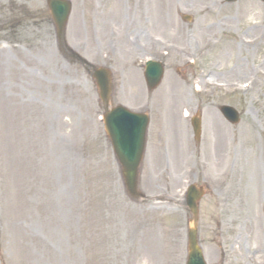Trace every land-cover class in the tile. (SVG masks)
Masks as SVG:
<instances>
[{
	"label": "rangeland",
	"instance_id": "rangeland-1",
	"mask_svg": "<svg viewBox=\"0 0 264 264\" xmlns=\"http://www.w3.org/2000/svg\"><path fill=\"white\" fill-rule=\"evenodd\" d=\"M70 1L67 40L84 45L77 51L90 63L111 69L112 102L136 111L146 109V101L151 105V162L143 164L139 185L145 199L133 201L123 188L88 69L80 73L57 53L53 32L42 30L43 24L5 34L10 42L0 44V264H184L190 215L181 197L191 183L206 189L198 222L206 263L264 264V4ZM14 3L29 17L45 8L44 0H0V24L6 10L16 12ZM183 15L191 21L183 22ZM124 16L134 19L128 28ZM121 20L120 32L115 23ZM124 35L133 42L140 35L139 42L125 44ZM112 41L130 49H164L158 90L146 96L139 71L144 57L127 58L123 67V53L112 57L109 51ZM201 73L209 85L195 83ZM37 81L52 93L47 117L43 121V109L37 110L35 127L30 90ZM196 105L202 115L199 145L189 121L179 116L193 115ZM221 105L240 113L237 125L224 121ZM158 169L165 170V179Z\"/></svg>",
	"mask_w": 264,
	"mask_h": 264
},
{
	"label": "water",
	"instance_id": "water-1",
	"mask_svg": "<svg viewBox=\"0 0 264 264\" xmlns=\"http://www.w3.org/2000/svg\"><path fill=\"white\" fill-rule=\"evenodd\" d=\"M49 1H50V4L52 5L58 28L59 30H61L64 24V20L67 16V11H68L67 4L60 3L56 0H49ZM149 72L152 73L151 75L153 76L154 82H152L151 84L152 86H154L156 84V78L159 77L157 75H160V74L158 73L155 74L156 70L154 68H150ZM107 89H108V85L103 84L102 85V96L104 98L107 96ZM224 110L226 114L229 111H232L229 108H225ZM117 112H118V109L115 111V113ZM116 121L117 120H116L115 115L108 116L106 119V129L109 133L112 132V138L113 140H115L114 145H115L116 153L125 170L124 177L126 179V185L128 189L130 190V192L133 193L135 192V189H136L137 168H138V164L140 161V155H141L142 148H143L142 141H143L145 122L144 124L141 123V125H139V131L137 133V135H139L138 143H136L135 139L133 140L132 136H129L132 132V128H131L129 121L126 119V124H125L126 138H125L123 147H121V143L118 142L119 140L118 135H119V132L122 131V128L119 124H117ZM124 136H125V133H124ZM199 196L200 194L196 192L194 188L191 190L189 194L188 205L189 207H191L190 209L194 215L196 214L195 201L199 198ZM193 226L195 227V224H193ZM188 248H189V257H188L187 264H203L200 250L198 249L196 245L195 228L189 229L188 231Z\"/></svg>",
	"mask_w": 264,
	"mask_h": 264
},
{
	"label": "bare ground",
	"instance_id": "bare-ground-1",
	"mask_svg": "<svg viewBox=\"0 0 264 264\" xmlns=\"http://www.w3.org/2000/svg\"><path fill=\"white\" fill-rule=\"evenodd\" d=\"M249 130H251V128H249Z\"/></svg>",
	"mask_w": 264,
	"mask_h": 264
}]
</instances>
